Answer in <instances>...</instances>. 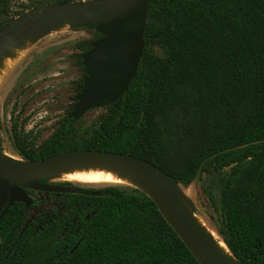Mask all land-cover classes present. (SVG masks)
<instances>
[{
  "label": "trees",
  "instance_id": "trees-1",
  "mask_svg": "<svg viewBox=\"0 0 264 264\" xmlns=\"http://www.w3.org/2000/svg\"><path fill=\"white\" fill-rule=\"evenodd\" d=\"M44 4L12 16L1 0L0 30ZM70 30L91 36L76 48L83 77L75 103L41 142L15 131L21 160L109 152L142 159L185 189L208 178L219 196L220 239L240 264H264V0H149L137 74L90 126L72 114L88 77L83 55L103 36L92 24ZM132 187L29 191L35 205L17 203L0 221V264H199ZM39 195L65 201L46 205Z\"/></svg>",
  "mask_w": 264,
  "mask_h": 264
},
{
  "label": "water",
  "instance_id": "water-1",
  "mask_svg": "<svg viewBox=\"0 0 264 264\" xmlns=\"http://www.w3.org/2000/svg\"><path fill=\"white\" fill-rule=\"evenodd\" d=\"M148 13L149 0H91L42 5L25 12L0 30V53L26 32L64 24L71 27L95 25L96 32L103 38L94 42L93 49L83 55L88 77L72 114V118L78 121L92 110L114 104L128 91L143 58ZM5 154L0 150V221L17 203L24 204L27 209L34 205V199L26 190L50 194L75 193L71 189L44 184V180L52 181L50 175L53 171L80 165L111 166L126 171L138 181L140 188L136 189L152 200L199 264H217L192 223L166 198L157 183L177 186L179 190L182 186L174 184L169 176L152 164L127 154L98 151L65 153L36 162L6 160ZM91 195L99 197L104 194Z\"/></svg>",
  "mask_w": 264,
  "mask_h": 264
},
{
  "label": "rangeland",
  "instance_id": "rangeland-1",
  "mask_svg": "<svg viewBox=\"0 0 264 264\" xmlns=\"http://www.w3.org/2000/svg\"><path fill=\"white\" fill-rule=\"evenodd\" d=\"M5 1L12 16L27 7L40 3L49 4L44 2L46 0ZM85 1L91 0H75ZM90 38L85 32H73L70 29L52 33L44 37L5 79L0 88V138L3 151L11 160H21L15 131L23 135L33 133L32 137L39 136L41 142L53 132L55 123L68 114L75 103L83 77L82 69L75 63L78 54L76 48L81 41ZM103 113L102 108L93 110L82 118V123L86 126L93 125ZM25 118L29 119L27 124L23 123ZM55 182L69 183L85 190L128 188L127 185L116 184L84 185L69 180ZM180 190L192 212L201 216L214 235L220 239L217 232L220 220L219 196L215 184L207 178L187 189L181 187ZM55 200L64 202L65 198L40 195L37 201L50 205Z\"/></svg>",
  "mask_w": 264,
  "mask_h": 264
},
{
  "label": "bare ground",
  "instance_id": "bare-ground-1",
  "mask_svg": "<svg viewBox=\"0 0 264 264\" xmlns=\"http://www.w3.org/2000/svg\"><path fill=\"white\" fill-rule=\"evenodd\" d=\"M70 28L71 25L64 24L52 27L51 29L45 28L41 31L33 30L24 33L14 42L8 44L0 53V88L14 68L44 37ZM4 158L9 160L6 154ZM50 180H69L84 185H129L140 188L138 181L126 171L111 166L100 165H80L53 171L50 175ZM157 186L164 191L166 198L173 203L174 207L192 223L217 264H239L226 245L214 235L204 220L192 212L189 203L184 199V194L177 186L160 183H157Z\"/></svg>",
  "mask_w": 264,
  "mask_h": 264
},
{
  "label": "flooded vegetation",
  "instance_id": "flooded-vegetation-1",
  "mask_svg": "<svg viewBox=\"0 0 264 264\" xmlns=\"http://www.w3.org/2000/svg\"><path fill=\"white\" fill-rule=\"evenodd\" d=\"M75 109V108H74ZM97 110V109H96ZM93 111V110H92ZM91 112V111H90ZM85 117V116H84ZM83 117V118H84ZM82 119V118H81ZM54 186H59V187H63V188H67V189H71L72 191H74L75 193H72V194H82V190H85V189H82V188H80L79 186H76V185H72V184H69V183H56V184H53ZM29 191L30 190H26V193L30 196V194H29ZM32 192H34V191H32ZM35 194L37 193V194H50V193H42V192H34ZM57 195H67V194H57ZM40 196V195H39ZM47 196V195H46ZM31 198H33L34 199V205H35V198L34 197H32V196H30ZM59 202V201H58ZM24 205V204H23ZM33 205V206H34ZM32 206V207H33ZM24 207H25V205H24ZM31 207V208H32ZM31 208H29V209H27L26 207H25V209L26 210H30ZM36 211H34L33 213H35ZM32 213V214H33ZM32 217V216H31Z\"/></svg>",
  "mask_w": 264,
  "mask_h": 264
}]
</instances>
